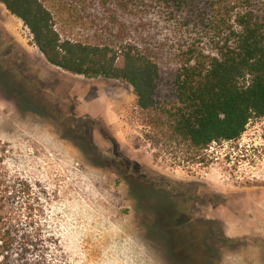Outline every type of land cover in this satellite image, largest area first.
Instances as JSON below:
<instances>
[{
    "label": "rangeland",
    "instance_id": "374dc122",
    "mask_svg": "<svg viewBox=\"0 0 264 264\" xmlns=\"http://www.w3.org/2000/svg\"><path fill=\"white\" fill-rule=\"evenodd\" d=\"M54 22L62 38L99 41L90 25ZM145 121L130 85L49 64L0 3V156L29 184L50 254L61 264H264V117L201 163Z\"/></svg>",
    "mask_w": 264,
    "mask_h": 264
},
{
    "label": "trees",
    "instance_id": "16d2710c",
    "mask_svg": "<svg viewBox=\"0 0 264 264\" xmlns=\"http://www.w3.org/2000/svg\"><path fill=\"white\" fill-rule=\"evenodd\" d=\"M255 0H0L46 61L132 88L157 140L200 157L264 117V8ZM90 25L97 42L62 38L55 17ZM97 32V31H96ZM169 70L171 101L160 100ZM158 201L166 197L152 190ZM29 184L0 156V264H61L33 220ZM55 250H59L56 242Z\"/></svg>",
    "mask_w": 264,
    "mask_h": 264
}]
</instances>
